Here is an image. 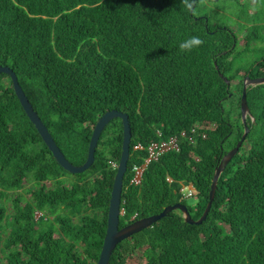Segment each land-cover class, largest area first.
<instances>
[{"label":"trees","instance_id":"obj_1","mask_svg":"<svg viewBox=\"0 0 264 264\" xmlns=\"http://www.w3.org/2000/svg\"><path fill=\"white\" fill-rule=\"evenodd\" d=\"M215 1L197 0L193 14L182 0H0V65L14 69L70 162L86 161L100 116L113 109L128 114L120 227L175 203L199 219L216 167L244 133V79L264 77V45L241 74L240 34L208 8ZM230 1L238 7L234 15L246 19L240 30L247 28V45L264 44L258 11L249 7L264 0ZM190 37L203 44L181 52ZM247 103L249 133L219 177L206 220L190 224L173 210L121 241L109 264H128L141 251L145 264H264V83L248 87ZM208 122L214 127L202 128ZM193 126L200 128L196 143L181 139L179 151L149 162L141 182L131 183L151 142ZM123 135L122 119L110 120L93 165L67 171L24 110L11 77L0 73V264H97L117 173L110 161L119 163ZM138 143L144 147L136 149ZM185 183L196 189L193 205L181 192Z\"/></svg>","mask_w":264,"mask_h":264},{"label":"water","instance_id":"obj_2","mask_svg":"<svg viewBox=\"0 0 264 264\" xmlns=\"http://www.w3.org/2000/svg\"><path fill=\"white\" fill-rule=\"evenodd\" d=\"M0 73H6L11 77L14 90L27 115L29 116L31 121L35 124L42 139L47 144L49 149L52 151L59 164L64 169H66L71 173H82L93 165L95 161L96 147L98 145V141L102 131L104 130L106 125L110 122V120L116 117L122 119L123 133H124L123 143H122V153H121L120 161L118 163L117 173L115 175L113 189L111 192V198L109 202L107 230L97 264H109L112 252L121 241L131 237L132 235L142 231L145 228L151 227L159 219L166 216L169 212L173 210H177V209L180 210L183 213V217L185 218V221L190 224H201L203 223L204 220H206L215 198L219 177L223 172V170L225 169V167L228 165V163L239 152L240 148L243 145V142L245 141L249 133V127L246 123L247 116L249 115V106L247 103V89L249 86H254L257 84L264 83V77L250 78L247 76L244 79L243 91L241 97V116L244 123V133L240 138V140L237 142V144L228 151V153L223 157L219 165L216 167L214 177L212 180L211 190L209 192V201L201 217L197 220L193 219L186 204L175 203L166 206L163 209V211H161L158 214H153L147 217L135 219L134 221L127 223L123 227H120V217L122 215L121 197L123 191L124 176L128 169V162L130 159V142L132 136L131 124L128 114L113 109L105 112L102 116H100L91 136L89 149H88V156L86 161L81 165H75L72 162H70L69 159L66 158L63 151L60 149V147L54 140L52 134L50 133V131L42 121L41 117L34 109L32 103L30 102L22 86L20 85L18 76L14 71V69L8 65H0ZM220 75L227 81L228 85H230V80H228V78L225 77L223 74L220 73Z\"/></svg>","mask_w":264,"mask_h":264},{"label":"rangeland","instance_id":"obj_3","mask_svg":"<svg viewBox=\"0 0 264 264\" xmlns=\"http://www.w3.org/2000/svg\"><path fill=\"white\" fill-rule=\"evenodd\" d=\"M245 3L247 4L248 1L246 0ZM209 5H210V7H208V8H213V10H215V11L219 10L216 12V15L218 17H220L223 22L227 23L230 26V28H232L237 34H240L237 52H240L242 55L237 57L236 65L242 67L241 74H244V71L249 69L248 67L250 65H252L255 62V60L258 58L259 52L257 51V48L262 47L264 44H262L261 42L258 41V43H255L251 46L247 45V40H245L246 38H244V36H246L247 28H244V30H240L241 27H244V25L246 23V19L240 18V17L234 15V12L236 11V9H238L237 4H234L230 0H220V1L212 2ZM249 7L251 8L252 12H253V10L258 11L259 18L261 19L258 23L260 24V27H261V31H262L261 35H264V5L258 3V5L256 7L254 5L249 6ZM215 8H217V9H215ZM239 16H241V15H239ZM242 22H244V23H242ZM247 24H249V23H247ZM240 79L241 78L239 77L237 81L238 82L241 81ZM237 81L232 83V87L235 86L234 83H237ZM225 104H226V108L229 109V107H228L229 102H227ZM247 143H249L248 140L244 143L243 150L247 148ZM48 182L50 183V181H48ZM26 186H29V185L26 184ZM22 192H23V196H26L28 198L30 197L28 192H26L24 190ZM196 202H197V196L195 193V195L193 197L188 199V203L190 205H193ZM145 261L146 260H145L144 256L142 255V251H141V252L135 254L133 257L129 258L128 264H145ZM149 263H150V261H149Z\"/></svg>","mask_w":264,"mask_h":264},{"label":"built area","instance_id":"obj_4","mask_svg":"<svg viewBox=\"0 0 264 264\" xmlns=\"http://www.w3.org/2000/svg\"><path fill=\"white\" fill-rule=\"evenodd\" d=\"M213 127H214V123L212 122H208L205 126H202V128H205V129H212ZM199 129L193 126L190 128V130H186V129L181 130L179 133L171 135L168 139H162V140L151 142L147 147L148 156L145 160V163L143 165H134L133 167L134 175L131 179V183L139 184L141 182L143 172L149 162L159 159V157L162 154L167 153L169 151H172V150L179 151L181 149V146H180L181 139L187 140L190 143H196L197 141L196 133L199 131ZM158 134L159 136H161L162 132L158 131ZM202 136L205 137V134H203ZM143 147L144 146L141 143H138L135 145L136 149H142ZM192 156L197 161L200 159L197 155H192ZM110 164L113 167H118V164H116L113 161H110ZM167 180L170 182L173 181V179L170 176L167 177ZM181 192L183 193V196L185 198H191L195 195L196 189L192 183H185V184H182ZM121 213L122 215L125 213L124 208H122ZM135 217L136 215H134L132 219H135Z\"/></svg>","mask_w":264,"mask_h":264},{"label":"clouds","instance_id":"obj_5","mask_svg":"<svg viewBox=\"0 0 264 264\" xmlns=\"http://www.w3.org/2000/svg\"><path fill=\"white\" fill-rule=\"evenodd\" d=\"M197 0H182V4L186 9L195 14V5ZM206 3V0H199V4L203 5ZM203 44V41L199 37H190L188 40L180 44L181 52H190L194 47H199Z\"/></svg>","mask_w":264,"mask_h":264}]
</instances>
